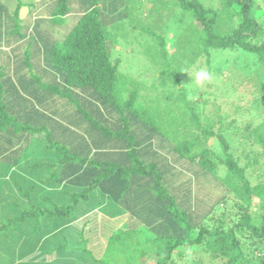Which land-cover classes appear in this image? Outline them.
<instances>
[{
	"label": "trees",
	"instance_id": "16d2710c",
	"mask_svg": "<svg viewBox=\"0 0 264 264\" xmlns=\"http://www.w3.org/2000/svg\"><path fill=\"white\" fill-rule=\"evenodd\" d=\"M84 1L40 0L38 9H48L49 13H42L43 17L39 18L40 13L34 5L33 11L24 16L26 23H22L21 0H0V53L4 55V67L0 68V160L15 151L6 148L5 144L17 143L13 142L14 138L21 136L19 120L5 100V95L8 99L12 96L20 98L17 86L25 87L26 92H53L56 96L54 101L62 106L57 111L63 114L68 113L72 104L75 105L70 114L79 117L91 134L109 143L108 139H111L115 146L113 153L100 149L92 158V153L84 157L56 139L48 128H40L46 132V153L54 151L56 160L52 163L42 161L38 165H52L55 171L38 183L31 184L24 179L30 184L24 193L31 194L29 199L34 200L41 194L37 193L39 190L48 192L49 188L57 189L52 184L56 183L63 185L58 192L65 194L71 203H57L54 209L31 206L9 219L3 229L15 228L22 221L39 217L50 223L66 219L68 225L73 224L81 202L90 205L97 198L93 191L101 187L100 208L108 214L104 216L102 212L100 219L110 237L102 239L97 235L99 227L94 222H85L86 231L80 234V252L84 256L76 264H114L118 254L124 255L126 250L136 249L139 243L137 230L113 224L112 219L119 216L118 211H121V216L129 214L132 218L144 214L146 224L154 225L153 229H156L155 236L150 239V248L146 250L148 253L145 251L143 254L146 260L140 264H150L149 258L153 264H176L172 257L174 251L186 245L205 247L199 255L191 257L192 264H205L206 259L221 260L220 264H264V256L256 258L251 255V247L260 246L264 239L263 124L256 129L250 125L246 127V137L262 147L257 156L246 154V161L242 164V158L230 152V143L218 133L225 153V157H221L202 144L201 134L208 138L215 133L212 126L202 125L195 111L196 101L189 89L181 85L187 81L186 67L204 59L207 70L215 77L224 65H228L222 61L220 64L223 65L214 67L216 56L235 54V62L242 65V72L251 70L255 75L254 78H247V82H253L256 93L262 95L259 99L264 105V78L257 70L252 71V68L264 66V20L259 22L255 16L259 2L223 0L218 8H207L198 0H178L184 13H190L197 24L187 26L184 33L181 32L170 42L168 36L157 33L155 28L145 30L146 24L151 22L143 20L141 29L137 28L128 12L130 33L141 30V35H134L131 47L143 39L141 45L145 53L158 58L159 80L152 87L166 86L169 81L175 88L181 85L177 92L172 88L167 94L176 107L170 106L169 99L164 110L159 97L151 100L141 97L140 91L145 86L141 77H132L121 70L122 64L126 66L127 59L120 53L114 54L117 50L112 45H119L118 40L112 35L113 31L103 25L99 0H90L89 7L82 13L72 11L74 3L79 5ZM8 2H17L16 10H12ZM70 19L71 23L61 28ZM50 25L53 28L48 32ZM142 30L151 36L153 43L142 37ZM20 45L27 48L24 52L26 58L17 50ZM245 60L251 64L244 63ZM215 80L222 81L217 77ZM160 95L161 98L166 96L164 92ZM182 108L190 113L191 119L190 124L184 126L190 128L184 129V138L174 140L178 143H164L167 154L158 162L141 160L144 156H140L145 154L146 148L151 147V143L144 141L143 130L159 137H172L171 133L176 137L179 132L177 127L182 123L179 121L181 117H177L174 111ZM192 123L197 124L200 135ZM41 145L38 151L43 148H40ZM250 168L253 171L248 173ZM254 172H258L256 177L260 180L255 183L251 181ZM194 175L215 177L213 189L208 193V196L219 197L213 204H202L203 200L209 199L208 196L203 199L199 196L198 199V195L194 194ZM198 193L206 194L205 191ZM254 198L260 201L263 210L259 219L254 217L251 209ZM44 199L50 201L49 196L45 195ZM220 209L224 211L219 213ZM111 216L108 222L107 218ZM254 220L261 226L254 224ZM245 236L250 241L248 246Z\"/></svg>",
	"mask_w": 264,
	"mask_h": 264
},
{
	"label": "rangeland",
	"instance_id": "374dc122",
	"mask_svg": "<svg viewBox=\"0 0 264 264\" xmlns=\"http://www.w3.org/2000/svg\"><path fill=\"white\" fill-rule=\"evenodd\" d=\"M39 1L40 0H21L23 8L21 9L20 18L22 23H26L24 21V16L31 10L33 11L34 5L36 6L35 9L37 12L40 13L39 18L43 17L41 15L42 13H49L48 9L45 11H42L41 8L38 9L40 5ZM198 1L207 8H218L222 5L223 0ZM257 1L260 7L257 9L255 16L259 22H262L264 20V15H260V13H264V0ZM7 5L11 7L12 10H16L17 8V2H8ZM89 5L90 0H85L82 4L79 3V5L74 3L72 5V11L82 13ZM99 8L101 11L100 18L105 29L108 28L109 31H113L112 35H115L118 40L119 45H112V48L117 50L114 54L120 53L124 56L123 58L127 59L126 66L122 64L121 70L132 77H141V79L144 80L145 86H143L144 88L140 91L141 97H145L148 100L158 99L159 97L161 106L164 110L166 101L169 99L170 106L176 107L173 99L167 96L168 91L173 88V90L177 92V88L184 85L189 89L191 97L197 103L195 111L199 114L200 122L204 126H212L215 133V136H208V138H205L197 130V124L192 123L193 128L199 135L201 134V142L206 148L220 154L221 157H225V153L223 152V141H221L217 135L221 133L224 140L230 143V152H233L236 157L242 158V164L246 161L244 157L246 154L257 156L259 152H261L262 147L260 144L246 137V135H248L246 127L250 125L252 128L256 129L260 128L261 124H263L264 127V105L259 99L262 95L260 96L259 93H256L253 82L252 84L247 82V78H254L255 75H252L251 70L242 72V69H240L242 65H238L235 62V54L229 56H216L214 67L223 65L220 64L222 61L228 64L224 65L222 70L215 75V77L222 80L220 82L219 80L216 81L215 77L211 74L210 81H205L203 84L195 83V72L201 69L207 70L206 65L203 63L204 59H201L202 61L191 65L189 68L186 67L185 72L187 73V81L185 83L182 82L181 85L179 84L177 88H175L170 81L166 86L157 88L152 87L153 83L159 80L158 66L156 65L158 58H154L145 53L141 45L144 42L143 39H141V43L132 44L135 45L134 47H131L130 42H132L134 35L141 33L140 25L143 20L151 22L150 24H146L148 26L144 27L145 30L146 28H155L157 33L168 36L167 39L169 42L170 40L174 41L181 32L184 33V29L187 26H195L197 24L196 19L192 17L190 13H184L178 0H99ZM129 11L133 16L134 23L137 25L136 27L140 28L135 33H130L128 29ZM69 22L71 23V19L65 22L67 24L62 25L61 28H65ZM51 28H53V25L48 27V32H51ZM36 31L38 32V28H36ZM142 37L152 42L151 36L147 35L143 30ZM35 41L37 42L38 40ZM17 48V50L22 53V56L26 58L24 52L27 48L22 45ZM132 49H134V51ZM12 52H15L14 47ZM128 52L130 55H128ZM0 54V68L2 69L4 67V55L3 53ZM27 58L29 59V57ZM248 62V60L244 61L246 64ZM31 69L33 68L31 67ZM256 70L259 72V75L264 78V66L263 68H252V71ZM188 73L191 74V78ZM45 78L49 79V76ZM24 88L23 86H17L16 88L20 98H13L12 96L8 99L5 95V100L10 103L13 113L19 120L22 128L21 131L19 130L21 136L13 140V142H17L12 143L15 145L11 146L12 144H5L6 148L10 147L11 150L15 149V151L11 153V156L0 160V264H76L79 258L84 256V254L80 252V234L85 230V222H94L95 226L99 227L97 228V235L102 239L108 240V236L110 237L109 232L106 230V225L101 224L102 218L100 219L102 212H104L100 208L102 202V197L100 196L101 187H96L93 191L94 194L97 195L96 200H93L94 202L90 205L87 202H81L76 210L77 215L73 224L68 225V220L66 219L56 220L55 223H50L39 217L28 221H22L15 228L6 227L3 229V225L7 223L9 219H12L13 216H18L34 205L42 208L51 207L54 209L56 207L55 205H58L57 203H60V205L71 203V200L65 194L58 192L61 191L63 185L58 186L56 183L52 184L57 189L53 190L49 188L48 192L39 190L37 193L41 194H38L34 200L29 199L32 196L31 194L24 193L30 188L28 187L30 184H27L24 179H28L27 181L31 184L38 183L41 182L43 180L42 178L46 175L55 171L52 165L46 164L43 167H39L38 165V163L42 161L52 163V161L56 160V153L54 151L50 154L46 153V132H43L40 128H48L47 130L53 132L56 139L66 143L71 151L79 152V155L82 154L84 157L92 153L90 154L92 158L93 154L99 152L100 149L105 150V152L113 153L115 146L111 139H108L110 144L96 137L94 134H91L85 124L79 121V117L75 118V114H70L72 108H76L75 105L72 104L68 113L63 114L61 111H57L61 109L62 106L54 101L56 96L53 92L43 90L39 92H26ZM160 92H164L166 96L161 98ZM193 106L194 105H192V107ZM174 113L177 117H181L179 121L182 123L177 127L179 130V132L175 134L177 138L174 137L173 133H171L172 137H159L143 130L146 136L144 141H148L146 143H151V147L148 146L146 148L147 150H145V154L140 156H144V158H140L144 162H158L157 160H159L160 157L167 154V149L165 150V148H163L164 143H178V141L182 140L185 136L184 129L190 130V128H184V126L191 122L190 113L184 108L179 111L175 110ZM181 114H183V117ZM198 133H195V135H198ZM175 139H178V141H174ZM137 140L140 141L141 139L137 137ZM39 144H42L40 148L43 147L40 151H38ZM261 158V161L264 162V156ZM181 167L182 166H178V168ZM189 169H193V167H189ZM256 170L263 175V172L257 169V167ZM252 171L253 169L250 168L248 173ZM258 172L252 174L251 181L253 183L259 180V178L256 177ZM214 178L215 177H208L206 175H194L195 183L193 191L196 196L198 195V199L200 198L199 196H201V199L208 196L209 191L213 189L215 182ZM262 180L264 181V175ZM21 186L24 188L20 189ZM135 186L137 185L135 184ZM202 191H205L206 194L203 195L198 193ZM43 194L44 196H49L50 201L47 199L45 200ZM208 198L207 200H203L202 204L211 205L213 204L212 202L219 199L216 195L212 197L210 195ZM253 200L251 209L254 217H258L259 219V215L263 210L261 209L260 201L257 198ZM223 211L224 210L220 209L219 213ZM117 213L119 216L113 219V216L108 217L107 221L110 222L112 219L114 225L117 223V227H128L137 230L139 243L134 251L126 250L124 255L118 254V258H116L114 264H140L143 260H146L143 259V254L146 250H149V244L151 243L150 239L155 236L153 233L156 234V229H153L154 225L150 226L146 224V216L144 214L132 218L129 214L127 216H121V211ZM107 214V212H104V216ZM109 215L113 214L109 213ZM119 217H122V219H119ZM37 220L39 221L36 222ZM253 222L261 226V223L259 224L256 220ZM244 238L248 246L250 241L247 240V236ZM203 249H205L203 246L194 245L193 247H189L186 245L174 251L172 257L176 264H192L193 260H191V257L199 255V251H203ZM251 249L252 256L262 258L264 256V239L260 246L253 245ZM145 253H148V251ZM135 256L140 257L134 260L133 257ZM151 261L152 259L149 258L148 262L153 264ZM220 263H222L221 260L209 261L206 259L205 264Z\"/></svg>",
	"mask_w": 264,
	"mask_h": 264
},
{
	"label": "clouds",
	"instance_id": "9594fccd",
	"mask_svg": "<svg viewBox=\"0 0 264 264\" xmlns=\"http://www.w3.org/2000/svg\"><path fill=\"white\" fill-rule=\"evenodd\" d=\"M260 15H264V13H260ZM188 74L191 78V74ZM194 80L196 84H203L205 81L211 80V73L206 69L198 70L195 72Z\"/></svg>",
	"mask_w": 264,
	"mask_h": 264
}]
</instances>
